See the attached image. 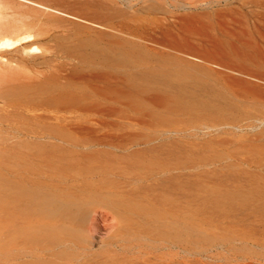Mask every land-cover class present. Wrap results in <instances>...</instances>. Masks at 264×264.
Segmentation results:
<instances>
[{"label": "rangeland", "instance_id": "374dc122", "mask_svg": "<svg viewBox=\"0 0 264 264\" xmlns=\"http://www.w3.org/2000/svg\"><path fill=\"white\" fill-rule=\"evenodd\" d=\"M189 12L156 0L2 1V34L35 20L38 43L0 49V164L16 184L0 264H264V37L213 47L209 19ZM48 24L71 76L99 91L105 73L112 81L110 102L57 132L65 142L48 140ZM41 196L80 201L87 217H55Z\"/></svg>", "mask_w": 264, "mask_h": 264}, {"label": "bare ground", "instance_id": "6f19581e", "mask_svg": "<svg viewBox=\"0 0 264 264\" xmlns=\"http://www.w3.org/2000/svg\"><path fill=\"white\" fill-rule=\"evenodd\" d=\"M2 1L3 0H0V4ZM121 1L130 3L134 0ZM135 1H137L138 4L142 3L145 5L154 0ZM156 1H165L175 7H184L185 9L190 10V17L200 16L208 18L210 32L207 37L210 41H214L215 45L213 47H249L252 40L246 39L247 41H245L244 37L252 32L258 33L262 38L264 37V11L258 10L260 7L263 8L262 5L264 4H260L255 0ZM197 10L200 11L196 12ZM23 24V26H25L24 30H22L23 32L16 37L3 35L0 24V49L19 46L36 47L35 44L37 39L31 34V29L37 25V22L35 20H30ZM169 24H172V21ZM50 26L56 28V26L48 24V131L53 130L56 132L54 134L48 133V140L65 142L69 141L71 138L62 137L60 134H57V132L60 130L66 132L70 129L77 131L80 128L79 121L82 113L95 110L100 105V102L98 101L102 99L105 100L104 103L110 102L112 99L113 88L109 73H105L102 77L104 78L105 83L101 86L103 90L99 91L98 87L100 86L96 84L93 85L92 78H89V80L85 79L87 81L85 85H83V82H80L82 77L71 76V72L66 69L65 62L53 59L56 54L51 51V47L53 46L50 44V41L52 37H55V33L51 32L54 28H51ZM111 28L116 30L115 26H111ZM39 35V42L47 40L46 34L39 32ZM150 41L154 45L159 44V42L151 36ZM45 47L47 46L45 45ZM87 88L88 94H85ZM85 95L88 98H90V96H95V100L97 101L88 102L86 104L83 102ZM4 97H7L6 92H4ZM3 168L6 169L7 174V176L4 177L1 176V170ZM49 177L55 179V181L59 183L63 182V180L57 179L55 176L50 175ZM15 189L14 169L11 168V166L0 164V253L4 248L5 239L8 235L11 236L13 233L12 227H5V224H7L6 222L9 218L8 209L14 205L13 201L16 200ZM40 203L48 208V212L54 213V216H58L60 219H79L84 221L87 217V211L83 205L84 203L80 201L64 200L55 196H41ZM2 256L3 255H0V258ZM145 261L146 259H144L142 263L144 264ZM124 262L125 259L122 258H109L98 264H124ZM84 263L90 264L88 261H85Z\"/></svg>", "mask_w": 264, "mask_h": 264}]
</instances>
